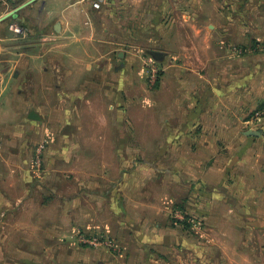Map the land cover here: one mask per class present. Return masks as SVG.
<instances>
[{
    "label": "crops",
    "instance_id": "crops-1",
    "mask_svg": "<svg viewBox=\"0 0 264 264\" xmlns=\"http://www.w3.org/2000/svg\"><path fill=\"white\" fill-rule=\"evenodd\" d=\"M28 1L0 0V19ZM220 1L210 3L223 8ZM203 3L103 0L96 9L93 0H35L0 21V264H43L53 249L49 237L65 239L96 225L127 229L130 220L139 221L129 230L139 252L148 242L169 255L177 246L193 248L171 224L162 195L131 197L143 194L146 182L129 178L126 158L115 157L114 168L113 158L95 163V156L127 155L132 137L148 135L151 154L165 149L163 138L173 144L169 151L179 158L168 170L183 187L181 211L210 228L215 259L264 264V116H257L264 106V50L241 56L217 50L209 57L214 76L194 67L193 56L173 55L162 60L165 75L150 88L140 59L122 47L129 23L154 19L131 10ZM246 3L264 6V0ZM13 24L26 35L11 30ZM41 144L37 176L32 162ZM143 151L141 145L134 153ZM131 198L138 203L132 212Z\"/></svg>",
    "mask_w": 264,
    "mask_h": 264
},
{
    "label": "rangeland",
    "instance_id": "rangeland-1",
    "mask_svg": "<svg viewBox=\"0 0 264 264\" xmlns=\"http://www.w3.org/2000/svg\"><path fill=\"white\" fill-rule=\"evenodd\" d=\"M206 1L208 3H203L204 7H161L159 9L137 8L131 10L135 14L154 16L152 23L150 21L142 23L140 20L138 23H129L127 41L125 46H122L124 50L140 59L144 71V81L150 88H154L165 75L162 60L165 59L169 62L173 55L193 56L191 59L196 62L194 67H202L205 72L210 71V76H214V72H211L214 64L209 57L214 58L217 50L223 49L226 52L229 50L236 56L245 54L247 49L253 52L264 50V6L247 8L246 2L249 0H223L224 6L220 8L215 3L212 5L210 0H203V2ZM232 1L240 2L237 3L239 6L233 8L230 3ZM219 2L221 1L218 0V5ZM106 27L119 32V26L113 23L107 24ZM156 54L160 56H156ZM176 60L180 61L181 58L177 57ZM263 109L264 106L258 113ZM163 139L165 149L160 150L157 154H151V151L154 150L152 149L154 143L150 135L139 138L132 137L128 142L129 153L127 155H99L95 156L97 157L95 163L98 164L106 158H113L111 166L114 168L115 157L117 160L118 157L126 158L127 162L124 164L128 165V169H132L129 171V178H143L146 182L144 193H137V196L131 195V197L139 200L144 197V200L152 201L162 195L161 202L164 207L168 208L171 224L189 236L193 248H184L183 252H180V248L177 246L176 253L169 255L165 248L159 249L158 244L148 242L145 245L147 249L139 252L138 249L141 246L137 236L129 233V230H135V227H138L139 221L138 224H135L137 221L130 220L129 223L132 222V224L127 229L123 226L120 229L118 224L110 227L96 225L91 229L79 230L74 236L65 237V239L49 237L48 243L53 249L45 252L46 262L43 264H222L215 259L219 252L217 253L215 247L211 246L213 245L210 243L212 238L207 234L209 231L208 233L211 235V231L208 230L210 228L204 226L198 218L186 216L183 210L181 211L183 187L176 183L178 182L176 174H169L168 170V166H173L179 156L176 155V152L169 151V147H173V144L169 146V138ZM141 145L143 153L135 154V149L140 148ZM34 160L32 163L35 173L39 174L37 176H42L43 157L40 168L35 166ZM137 164L143 165L144 171L136 170ZM115 173H111L112 181L118 178L114 176ZM97 174H99L98 171ZM160 181L166 182L163 190L160 189ZM159 191L161 192L159 193ZM174 195L177 196V202L173 201ZM179 197L180 199H178ZM129 200L131 201L128 203V210L132 212L134 208H138V203L134 198ZM147 211L149 210L145 208L142 212L146 213ZM101 217L107 219V214L103 213ZM97 220L99 222L98 218ZM142 225L148 228L146 223ZM205 242L208 245H205ZM7 253L9 254V252H5L6 257L12 258Z\"/></svg>",
    "mask_w": 264,
    "mask_h": 264
},
{
    "label": "built area",
    "instance_id": "built-area-1",
    "mask_svg": "<svg viewBox=\"0 0 264 264\" xmlns=\"http://www.w3.org/2000/svg\"><path fill=\"white\" fill-rule=\"evenodd\" d=\"M102 2H103V0H93V7L96 9H100ZM10 29L13 30L19 36H25L26 35V30L22 26H18V25L13 24L10 26ZM257 116H259V117L264 116V109L262 112L258 113ZM44 149H45V144H41L38 146V148L36 150L34 163H35V166L37 168L41 167Z\"/></svg>",
    "mask_w": 264,
    "mask_h": 264
},
{
    "label": "water",
    "instance_id": "water-1",
    "mask_svg": "<svg viewBox=\"0 0 264 264\" xmlns=\"http://www.w3.org/2000/svg\"><path fill=\"white\" fill-rule=\"evenodd\" d=\"M34 1H35V0H29L28 2L24 3V4L21 5L20 7H18V8H16V9L12 10V11L9 12L7 15H5L4 17H2V18L0 19V21L5 20L6 18H8V17L14 15V14L17 13L19 10H21L23 7L29 5L30 3L34 2ZM156 56H160V55H159V54H156ZM31 117H32V118H36L35 114H33V113L31 114Z\"/></svg>",
    "mask_w": 264,
    "mask_h": 264
}]
</instances>
